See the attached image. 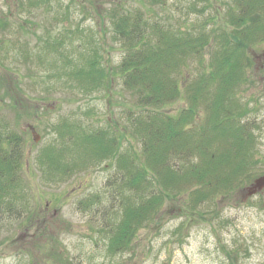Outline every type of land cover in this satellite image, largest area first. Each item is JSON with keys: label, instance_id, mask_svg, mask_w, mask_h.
Here are the masks:
<instances>
[{"label": "trees", "instance_id": "16d2710c", "mask_svg": "<svg viewBox=\"0 0 264 264\" xmlns=\"http://www.w3.org/2000/svg\"><path fill=\"white\" fill-rule=\"evenodd\" d=\"M196 1L188 8L209 9V0L200 8ZM118 2L107 14L113 43L122 53L114 69L99 60L100 47L83 65L67 69L58 64L56 44L46 35L42 51L26 52L23 68L33 83L36 72H42L39 83L67 74L86 94L103 91L109 75L118 76L133 93L125 128L90 129L63 118L52 125V141L33 155L31 169L26 132L17 122L36 113L19 98L20 70L0 60V108L13 110L15 117L11 123L0 116V224L14 220L26 231L44 230L48 202L35 207L41 201L33 188L36 172L44 183L56 184L106 161L112 171L103 192L79 199L77 208L87 212L106 201L100 230L109 256L131 251L136 234L156 221L166 201L176 200L184 215L204 204L214 206L217 198L244 190L263 167L257 150L260 127L249 120L251 111L240 93L249 82L251 50L264 44V0H228L221 23L209 30L202 24L180 29L168 16L164 22L153 6L166 7L169 0ZM180 102L184 106L174 113L166 110ZM61 260L58 254L54 263Z\"/></svg>", "mask_w": 264, "mask_h": 264}, {"label": "rangeland", "instance_id": "374dc122", "mask_svg": "<svg viewBox=\"0 0 264 264\" xmlns=\"http://www.w3.org/2000/svg\"><path fill=\"white\" fill-rule=\"evenodd\" d=\"M122 1L123 5H131L132 0ZM189 1L169 0L166 7L158 5L153 9L164 22L168 16V21L180 29L202 24L209 30L221 23L228 0H209V9L203 13L188 8ZM196 2L198 8L205 4L204 0ZM117 3L118 0H0V60L20 70L19 98L36 113L34 118L17 122L18 129L26 132L31 169L33 155L52 141V125L63 118L81 121L90 129L108 124L127 127L124 113L132 107L133 93L123 88L118 76L109 75L103 91L86 94L67 74L39 83L42 72H36L33 78L37 82L33 83L23 68L26 52L42 51L46 35L49 43L56 44L50 46L65 55H55L59 65H67V69L83 65L84 58L97 49L94 47H100L99 60L114 69L122 53L113 43L107 14ZM250 54L254 62L240 96L248 103L249 120L260 127L257 150L264 167V44L257 45ZM0 72H4L1 65ZM182 106L184 103H175L166 110L174 113ZM0 116L14 123L13 110L1 107ZM30 126L38 134V141L32 140ZM263 167L252 181L264 174ZM111 169L105 161L56 184L44 183L36 172L33 188L41 201L35 207L48 202L44 230L35 226L26 231L20 227L21 222L14 220L0 224V230H4L0 233V264H55L58 254L62 257L59 264H264V189L250 199L241 189L230 197L217 198L214 206L204 204L185 215L176 200L166 201L156 221L136 234L131 251L106 255L100 230L106 201L103 199L101 205L87 212L77 208V201L90 193H102ZM50 247H54L51 255Z\"/></svg>", "mask_w": 264, "mask_h": 264}, {"label": "water", "instance_id": "95a60500", "mask_svg": "<svg viewBox=\"0 0 264 264\" xmlns=\"http://www.w3.org/2000/svg\"><path fill=\"white\" fill-rule=\"evenodd\" d=\"M34 141H38L39 136L36 133H33ZM264 188V175L256 178L253 183L246 188L247 196L255 194L257 191H260Z\"/></svg>", "mask_w": 264, "mask_h": 264}]
</instances>
